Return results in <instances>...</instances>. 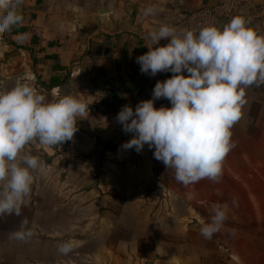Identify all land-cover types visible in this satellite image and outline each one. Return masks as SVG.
Wrapping results in <instances>:
<instances>
[{
	"label": "rangeland",
	"instance_id": "374dc122",
	"mask_svg": "<svg viewBox=\"0 0 264 264\" xmlns=\"http://www.w3.org/2000/svg\"><path fill=\"white\" fill-rule=\"evenodd\" d=\"M4 87L0 82V91ZM43 95L51 100L63 92ZM259 121L247 131L257 146L227 153L217 181L187 187L153 153L140 159L135 149L118 145L89 154L68 141L29 143L21 155L38 157L44 170L32 173L31 196L21 215L0 216V264H193L194 249L199 264H214L213 259L224 264L231 249L252 264H264V120L262 129ZM213 202L227 206L224 227L206 242L190 239L201 235ZM25 218L31 236L11 239ZM136 220L141 223L133 225ZM258 234L261 240L251 239ZM67 240L74 248L61 254L58 245Z\"/></svg>",
	"mask_w": 264,
	"mask_h": 264
},
{
	"label": "clouds",
	"instance_id": "9594fccd",
	"mask_svg": "<svg viewBox=\"0 0 264 264\" xmlns=\"http://www.w3.org/2000/svg\"><path fill=\"white\" fill-rule=\"evenodd\" d=\"M22 0H0V32L21 23L17 8ZM149 8L145 14H150ZM148 51L136 58L141 73L155 76L172 73L157 81L152 98L135 108L125 105L116 119L132 138L122 147L141 152L154 149V158L174 171V179L185 187L203 179L217 181L222 161L234 146L231 128L240 120L245 89L264 83V36L247 26L244 18L233 17L222 28L210 25L198 33L179 32L162 24L148 34ZM167 40L161 45V40ZM187 73V75H185ZM171 107L155 106L160 99ZM86 105L72 95L47 99L27 79L0 91V216L21 215L34 182L33 172L43 171L38 157L21 153L37 141L44 146L72 140L78 117ZM227 206L213 202L201 235L210 239L227 220ZM27 218L10 238L31 236ZM74 248L72 240L58 245L61 254Z\"/></svg>",
	"mask_w": 264,
	"mask_h": 264
},
{
	"label": "crops",
	"instance_id": "0c3cea01",
	"mask_svg": "<svg viewBox=\"0 0 264 264\" xmlns=\"http://www.w3.org/2000/svg\"><path fill=\"white\" fill-rule=\"evenodd\" d=\"M218 2L22 0L17 8L22 16L21 23L7 32H0V82L5 83L4 89L7 90L27 79L41 94L49 95L61 89L63 95L81 100L86 111L78 117L77 131L68 141L69 145L78 146L83 151L91 150L89 154L102 145L122 147L133 134L125 133L118 123L116 117L120 110L125 105L135 108L140 101L151 99L156 82L172 75L170 72L155 76L141 73L136 58L148 51V34L162 24L173 26L179 32L185 29L181 24L184 17ZM149 8L153 11L146 15ZM236 16L244 18L248 27L264 36V0H234L233 9L220 17L218 27L222 28ZM167 43L166 39L160 42L161 45ZM244 100L241 118L231 128L234 146L228 154L237 147L242 150L249 144L257 146L254 138L248 140L247 131L258 119V128L262 129L264 83L246 87ZM162 105L171 107L166 99L155 101L157 108ZM153 152L154 149L145 145L137 154L140 159H147ZM139 223L136 220L133 225ZM165 224L167 227L168 221ZM152 228L154 233L157 226ZM165 231L168 233V228ZM191 236L192 240H207L202 235ZM247 237L241 240L245 241ZM251 239L259 240V234ZM241 247L240 250L247 255L248 248ZM192 251L191 262L199 264L194 261L199 249ZM234 252L231 249L229 255L233 258L229 256L224 264H252L240 251L234 249ZM213 260L214 264H219L217 259ZM182 264L188 263L184 261Z\"/></svg>",
	"mask_w": 264,
	"mask_h": 264
},
{
	"label": "built area",
	"instance_id": "2783aa9c",
	"mask_svg": "<svg viewBox=\"0 0 264 264\" xmlns=\"http://www.w3.org/2000/svg\"><path fill=\"white\" fill-rule=\"evenodd\" d=\"M234 7V0H219L212 7L200 9L184 17L181 24L185 29L198 33L202 27L219 25V19L223 14H227Z\"/></svg>",
	"mask_w": 264,
	"mask_h": 264
}]
</instances>
